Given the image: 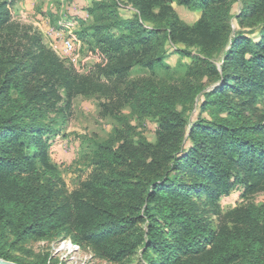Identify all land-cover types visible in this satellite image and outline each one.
Wrapping results in <instances>:
<instances>
[{"label": "trees", "instance_id": "1", "mask_svg": "<svg viewBox=\"0 0 264 264\" xmlns=\"http://www.w3.org/2000/svg\"><path fill=\"white\" fill-rule=\"evenodd\" d=\"M126 1L135 11L130 18L121 17L119 0L93 1L89 10L93 23L80 37L103 65L84 75L124 84L134 68L161 66L167 41L195 47L208 59L230 43L232 52L225 54L230 59L243 39L234 37L232 19L260 31L258 42L249 41L241 49L254 59L263 57L264 0ZM171 2L200 11V18L191 27L182 25L168 6ZM238 3L240 13L231 16ZM6 22L7 16L0 14V29ZM186 49L179 52L188 54ZM16 56L0 50L1 260L20 264L11 255L18 244L68 233L115 264L128 261L138 249L146 264H264V208L246 207L238 211L231 227L207 229L196 204L189 201V189L178 178L186 157L193 165L185 176L210 184L209 189L201 185V192L227 193L235 184L244 188L245 195L264 191V123L243 122L229 128L198 125L185 139L187 109L225 106L221 91L235 78L236 59L220 69L207 64L202 76L155 87L146 96L132 85L129 99L135 111L152 116L157 124L156 143H143V150L126 142L118 147L105 144L91 180L81 192L56 204L52 187L60 179L48 159L46 142L60 129L52 127L47 115L59 100V91L67 106L94 83L57 63L41 47L38 53ZM203 77L221 84L204 91ZM223 111L234 125L238 123L235 108ZM233 168L238 173L230 179ZM145 222L146 228L139 226Z\"/></svg>", "mask_w": 264, "mask_h": 264}, {"label": "rangeland", "instance_id": "2", "mask_svg": "<svg viewBox=\"0 0 264 264\" xmlns=\"http://www.w3.org/2000/svg\"><path fill=\"white\" fill-rule=\"evenodd\" d=\"M93 1L95 0H0V14L7 16V22L0 29V50L11 56L17 55L18 58L27 51L38 53L41 47L57 63L74 73L91 78L94 83L87 93L72 98L67 106L63 91H59V100L47 115L48 119H52V127L60 129L56 136H51L46 142L48 159L60 179L52 187L56 204H62L73 193L81 192L83 185L91 180L99 167L95 159L105 144L111 143L118 147L120 143L126 142L143 150L140 146L143 143H156L157 124L152 116L135 111V104L129 99L132 85H135L133 90H141L146 96L155 87H167L181 80L194 79L193 76H200L201 69H206L209 65L220 69L223 63L228 62L229 67L236 59L232 73L235 78L229 80V86L221 91L220 102L225 106L214 105L204 111L198 108L187 109L184 112V118L188 122L185 139L191 137V130L198 125L229 128L232 125L240 126L243 122L264 123V50L260 51L262 58L254 59L247 50L244 52L241 49L249 41H259L260 31L255 27L239 25L231 20L234 37L242 35L243 39L237 42L238 52L230 59V55L225 56L227 52H232L233 46L230 43L224 44L208 59L195 47L186 49L180 43L167 41L161 66H155L152 70L134 68L124 84L116 85L99 75H84L96 72L97 67L103 65L99 54L90 52L80 37L81 31L93 23L89 12ZM118 6L123 18H130L135 13L126 0H119ZM168 6L186 27H191L201 15L200 11L176 2L168 3ZM231 9L230 15H237L241 4L238 3ZM148 25L150 26L146 24ZM66 42L73 44L70 55L65 53ZM184 49L188 54L179 52ZM72 58L75 62H71ZM220 84L214 82L212 77L210 80L203 77L204 91H210ZM35 89L36 86L33 91ZM225 107L235 108L238 123L234 125L231 122L230 114L223 111ZM181 109L180 107L179 111ZM42 137L46 138L44 135ZM185 158L181 161L178 178L184 189H189V201L196 204L198 216L207 229L231 227L232 222L239 217L238 211L246 207L264 208V191H250L245 195L244 188L238 184L227 193L214 190L201 192L203 184L193 176H185L186 169L193 165L192 162L188 164ZM237 173V169L233 168L230 179H235ZM203 187L209 189L210 184L206 183ZM216 193V199L210 201V197ZM146 225V222L139 224L143 228ZM11 255L20 264H115L102 258L87 243L77 242L68 233L44 240L22 242ZM120 264H146L142 249H138L136 255Z\"/></svg>", "mask_w": 264, "mask_h": 264}, {"label": "built area", "instance_id": "3", "mask_svg": "<svg viewBox=\"0 0 264 264\" xmlns=\"http://www.w3.org/2000/svg\"><path fill=\"white\" fill-rule=\"evenodd\" d=\"M64 49H65V53L70 55L72 53V51H73V44L71 42H66L65 46H64ZM71 62H75V60L72 58Z\"/></svg>", "mask_w": 264, "mask_h": 264}, {"label": "water", "instance_id": "4", "mask_svg": "<svg viewBox=\"0 0 264 264\" xmlns=\"http://www.w3.org/2000/svg\"><path fill=\"white\" fill-rule=\"evenodd\" d=\"M0 264H12V263L5 262V261H3V260L0 259Z\"/></svg>", "mask_w": 264, "mask_h": 264}]
</instances>
